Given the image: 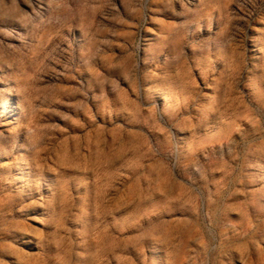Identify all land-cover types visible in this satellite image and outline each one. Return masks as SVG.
Returning <instances> with one entry per match:
<instances>
[{"label":"rangeland","instance_id":"1","mask_svg":"<svg viewBox=\"0 0 264 264\" xmlns=\"http://www.w3.org/2000/svg\"><path fill=\"white\" fill-rule=\"evenodd\" d=\"M0 264H264V0H0Z\"/></svg>","mask_w":264,"mask_h":264},{"label":"built area","instance_id":"2","mask_svg":"<svg viewBox=\"0 0 264 264\" xmlns=\"http://www.w3.org/2000/svg\"><path fill=\"white\" fill-rule=\"evenodd\" d=\"M157 107H158V104H157ZM158 114H159V117H160V118H163L162 115H161V113L159 112V110H158ZM171 131H172V130H171ZM172 136L174 137V132H173V131H172ZM155 148H156V147H155ZM169 158L172 159V162H171V163H172V166H174L175 161H176V150L174 151V154H172V155L170 154V155H169Z\"/></svg>","mask_w":264,"mask_h":264}]
</instances>
